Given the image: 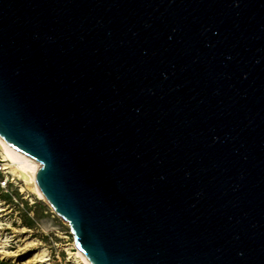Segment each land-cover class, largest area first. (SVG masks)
I'll list each match as a JSON object with an SVG mask.
<instances>
[{"label": "water", "instance_id": "water-1", "mask_svg": "<svg viewBox=\"0 0 264 264\" xmlns=\"http://www.w3.org/2000/svg\"><path fill=\"white\" fill-rule=\"evenodd\" d=\"M0 138L94 264H264V0H0Z\"/></svg>", "mask_w": 264, "mask_h": 264}, {"label": "rangeland", "instance_id": "rangeland-1", "mask_svg": "<svg viewBox=\"0 0 264 264\" xmlns=\"http://www.w3.org/2000/svg\"><path fill=\"white\" fill-rule=\"evenodd\" d=\"M75 243L70 226L0 152V264H83L73 256ZM41 254L49 260H38Z\"/></svg>", "mask_w": 264, "mask_h": 264}, {"label": "bare ground", "instance_id": "bare-ground-1", "mask_svg": "<svg viewBox=\"0 0 264 264\" xmlns=\"http://www.w3.org/2000/svg\"><path fill=\"white\" fill-rule=\"evenodd\" d=\"M0 152L4 156L5 160L10 161L12 163V165L17 167V169L22 173V178H23V167L25 165L26 160H24L18 153H16L12 149H10L7 146V144L1 138H0ZM2 169H4V170L9 169L8 164H4V167H2ZM12 171H13V169H12ZM8 173L11 174L12 172L9 171ZM23 180L26 183L28 189L34 190L36 192V194L38 195V198L40 200H43L44 202L49 203L47 201V198L43 194H41L37 189L32 187L24 178H23ZM2 242L6 243V240H4V241L2 240ZM75 246H76L77 252L73 253V256L77 260H80V262L83 264H94L92 259H89L88 256L82 252L81 247H80V243L78 240H76ZM38 260H41L43 262L45 260H49V258L46 254H41L40 259H38Z\"/></svg>", "mask_w": 264, "mask_h": 264}, {"label": "built area", "instance_id": "built-area-1", "mask_svg": "<svg viewBox=\"0 0 264 264\" xmlns=\"http://www.w3.org/2000/svg\"><path fill=\"white\" fill-rule=\"evenodd\" d=\"M6 183H7V181H6V182L4 181V182H2V185H3V186H5V185H6Z\"/></svg>", "mask_w": 264, "mask_h": 264}]
</instances>
